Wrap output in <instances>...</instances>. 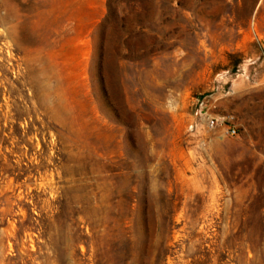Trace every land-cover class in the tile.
<instances>
[{
    "label": "rangeland",
    "instance_id": "rangeland-1",
    "mask_svg": "<svg viewBox=\"0 0 264 264\" xmlns=\"http://www.w3.org/2000/svg\"><path fill=\"white\" fill-rule=\"evenodd\" d=\"M0 264H264V0H0Z\"/></svg>",
    "mask_w": 264,
    "mask_h": 264
},
{
    "label": "built area",
    "instance_id": "built-area-1",
    "mask_svg": "<svg viewBox=\"0 0 264 264\" xmlns=\"http://www.w3.org/2000/svg\"><path fill=\"white\" fill-rule=\"evenodd\" d=\"M195 115L203 120L208 128H213L220 124L227 128V134H229L230 136L236 135V128L233 123V117L223 116L220 118H216L211 116L206 110V103L203 99H197L195 101Z\"/></svg>",
    "mask_w": 264,
    "mask_h": 264
}]
</instances>
